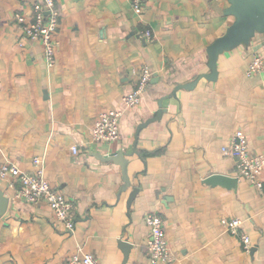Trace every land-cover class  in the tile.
<instances>
[{
	"label": "crops",
	"instance_id": "0c3cea01",
	"mask_svg": "<svg viewBox=\"0 0 264 264\" xmlns=\"http://www.w3.org/2000/svg\"><path fill=\"white\" fill-rule=\"evenodd\" d=\"M36 1L0 0V161L31 171L33 157L43 156L50 182L75 204L76 224L68 231L46 202L15 198L0 178L11 199L0 215V264H66L77 252L123 264L121 239L133 244L125 264H151L150 211L164 217L171 264H264V189L240 177L237 190L206 182L213 173L236 176L222 147L237 128L252 151L264 153V72L248 74L254 55L264 52V35L223 53L216 80L172 95L210 70L207 46L234 18L225 12L228 0H144L141 13L131 0H56L52 68L42 42L23 35L14 19L17 11L30 16ZM145 27L153 40L139 36ZM142 65L152 77L141 103L123 114L120 138L92 141L98 113L121 105L136 85L133 68ZM162 98V117L140 131L138 153L127 157L131 185L120 193L121 165L94 153L132 152L138 125ZM223 217L244 220L249 251Z\"/></svg>",
	"mask_w": 264,
	"mask_h": 264
},
{
	"label": "built area",
	"instance_id": "2783aa9c",
	"mask_svg": "<svg viewBox=\"0 0 264 264\" xmlns=\"http://www.w3.org/2000/svg\"><path fill=\"white\" fill-rule=\"evenodd\" d=\"M131 4L137 13L142 12L144 0H131ZM14 19L23 35L42 42L47 66L52 68L56 62L57 34L60 26V11L56 0H38L34 3L33 13L30 16L17 11ZM138 34L150 41L155 38L149 27L139 29ZM133 72L137 74L134 89L122 96L120 106L104 109L98 113L92 128V141L118 140L121 135L123 114L127 109L141 103L153 71L148 65H142L138 70L133 68ZM258 72H264V52L255 54L249 63L248 74ZM72 150L74 153L79 152L77 145L73 146ZM222 152L225 156L234 159L238 177L249 180L259 190L264 189V153H256L250 149L249 140L243 128H237L233 132L223 145ZM0 155H2L1 149ZM33 164L34 169L27 171L9 159L1 160L0 178L6 180L8 186L14 189L15 198L33 204L46 202L52 209L56 222L63 224L68 231H73L76 224L74 202L61 189L52 185L46 175L43 156H34ZM145 220L150 228L146 244L150 263H173L174 255L169 245L164 217L159 211H150L146 214ZM243 222L244 220L240 217L221 219V223L230 233L241 236L245 249L249 251L251 238L248 234L241 232ZM66 264H99V259L90 252H77L68 258Z\"/></svg>",
	"mask_w": 264,
	"mask_h": 264
},
{
	"label": "water",
	"instance_id": "95a60500",
	"mask_svg": "<svg viewBox=\"0 0 264 264\" xmlns=\"http://www.w3.org/2000/svg\"><path fill=\"white\" fill-rule=\"evenodd\" d=\"M228 2L229 5L225 12L232 15L234 18L227 27L226 31L216 37L207 46V63L210 70L199 74L196 78L187 83L178 84L172 91V95H176L177 90L181 88H195L198 82L203 78L210 81L216 80L219 72L218 60L223 53L232 51L241 46L250 47L258 35H264V0H228ZM260 44H264V40ZM163 99L164 98L159 101L160 107L156 111L155 115L138 125L134 149L132 152L129 153L124 150H118L108 155L96 152L94 153V155L104 161H114L115 163L121 165L124 183L120 188V193L131 185V180L128 174L129 159L127 157L133 153H138L137 143L140 131L150 122L158 120L162 117L165 110L163 108ZM206 182L211 185H222L224 187L237 190L239 177L237 175L213 173L206 178ZM10 200L11 199L6 192L0 188V215H3L6 212L9 207ZM120 244L124 248L125 259L123 264H125L128 260L129 252L133 244L125 239H121Z\"/></svg>",
	"mask_w": 264,
	"mask_h": 264
}]
</instances>
